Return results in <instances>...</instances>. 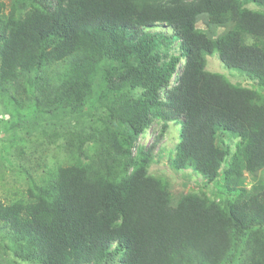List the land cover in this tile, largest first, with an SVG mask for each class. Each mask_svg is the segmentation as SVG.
Listing matches in <instances>:
<instances>
[{"label":"trees","instance_id":"16d2710c","mask_svg":"<svg viewBox=\"0 0 264 264\" xmlns=\"http://www.w3.org/2000/svg\"><path fill=\"white\" fill-rule=\"evenodd\" d=\"M263 91L264 0L0 1V131L58 156L0 195V264H264ZM177 127L200 182L173 196L149 170Z\"/></svg>","mask_w":264,"mask_h":264},{"label":"rangeland","instance_id":"374dc122","mask_svg":"<svg viewBox=\"0 0 264 264\" xmlns=\"http://www.w3.org/2000/svg\"><path fill=\"white\" fill-rule=\"evenodd\" d=\"M8 2V0H0ZM249 8L253 9V5H249ZM199 28H204L202 23L197 25ZM154 30V29H153ZM167 31L164 27L158 26L155 31ZM222 29H218L217 32H221ZM167 34V33H166ZM177 41H173L175 45ZM206 69L213 73L222 74L224 77L229 79L232 83L240 86H246L251 89H258L257 86L250 82L247 78L243 77L235 69H228L224 67L215 55L207 57ZM264 95V91L261 93ZM73 121H71L72 123ZM79 127L80 125H76ZM170 132L164 136L161 143L156 148V156L153 163L150 166L149 173L155 176H161L165 181L169 183L173 196H177L181 192L191 191L195 189L200 182L192 173L189 171L176 172L171 170L170 163L173 156L175 145L178 143V127L172 128ZM176 129V130H175ZM223 140L230 146H234L235 141L230 138L227 133H224ZM27 139V142L21 146L22 140ZM48 138V137H47ZM152 132L150 129L147 130L146 135L142 138L141 142L148 146L152 142ZM36 142L35 136H25L21 131H17L12 137V134L2 133L0 131V167L4 166L5 176L4 180L0 182V195L5 193L4 190L14 189L15 187L24 188L26 186V176L22 170H27L34 165L35 159L47 157L49 161L55 160L58 156L54 151L53 147L34 146ZM24 149V154L21 156L20 151ZM35 153V159L31 162L29 159L32 158L33 152ZM245 176L246 188L252 191H258L255 187L259 186V182H264V171H258L255 177L248 175ZM243 176V177H244ZM197 185V186H196ZM200 185V184H199ZM202 185V184H201ZM208 188H212L208 186ZM1 253V252H0Z\"/></svg>","mask_w":264,"mask_h":264}]
</instances>
